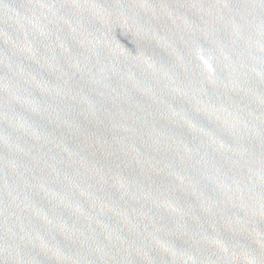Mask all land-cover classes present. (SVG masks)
<instances>
[{"label":"water","instance_id":"obj_1","mask_svg":"<svg viewBox=\"0 0 264 264\" xmlns=\"http://www.w3.org/2000/svg\"><path fill=\"white\" fill-rule=\"evenodd\" d=\"M0 264H264V0H0Z\"/></svg>","mask_w":264,"mask_h":264}]
</instances>
